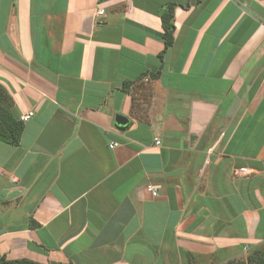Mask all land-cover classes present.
Wrapping results in <instances>:
<instances>
[{
    "label": "crops",
    "instance_id": "0c3cea01",
    "mask_svg": "<svg viewBox=\"0 0 264 264\" xmlns=\"http://www.w3.org/2000/svg\"><path fill=\"white\" fill-rule=\"evenodd\" d=\"M0 85L32 112L0 141V258L220 263L264 241V0H0Z\"/></svg>",
    "mask_w": 264,
    "mask_h": 264
},
{
    "label": "trees",
    "instance_id": "16d2710c",
    "mask_svg": "<svg viewBox=\"0 0 264 264\" xmlns=\"http://www.w3.org/2000/svg\"><path fill=\"white\" fill-rule=\"evenodd\" d=\"M175 3H169L166 5L165 9L161 12L160 19L163 28V40H164V48L159 53L158 57L162 59V55L165 50L172 44L173 42V31H174V24H173V10H174ZM159 75V70L153 73L152 76L157 77ZM0 89L4 90V88L0 85ZM5 91V90H4ZM7 94V92L5 91ZM9 98V105L7 109L4 110L0 108V141L16 145L19 141V136L23 129V122L16 118L11 110V98L7 94ZM0 264H65V263H39L36 261H32L29 259H13L8 260L4 257L0 258ZM225 264H264V251L262 250H254L253 253L246 256L245 263L241 261H227Z\"/></svg>",
    "mask_w": 264,
    "mask_h": 264
},
{
    "label": "rangeland",
    "instance_id": "374dc122",
    "mask_svg": "<svg viewBox=\"0 0 264 264\" xmlns=\"http://www.w3.org/2000/svg\"><path fill=\"white\" fill-rule=\"evenodd\" d=\"M143 89H144V87H143ZM9 103H10V101H9V98L7 97V94L5 93L4 90L0 89V108L6 110ZM254 250L264 251V241L258 243L257 245H254L253 247L246 248L240 256L229 258L224 262L217 263V261L214 259H213V262H210V257H205V258L197 257L199 259L197 264H215V263L216 264H225L227 261H230V260H233V261L238 260V261L245 263L246 256L253 253Z\"/></svg>",
    "mask_w": 264,
    "mask_h": 264
},
{
    "label": "built area",
    "instance_id": "2783aa9c",
    "mask_svg": "<svg viewBox=\"0 0 264 264\" xmlns=\"http://www.w3.org/2000/svg\"><path fill=\"white\" fill-rule=\"evenodd\" d=\"M95 12H96V14H97L98 16H103V15H104V10H103V7L101 6V4L98 5V7H97V9H96ZM31 114H32V112H28L27 114L21 115V116L19 117V119H20L21 121H24V120H26ZM156 142H158V141H156ZM241 170H245V168H242ZM146 189L151 193V195H153V196H156V195H157V190H156L154 187H152L151 185H147Z\"/></svg>",
    "mask_w": 264,
    "mask_h": 264
},
{
    "label": "water",
    "instance_id": "95a60500",
    "mask_svg": "<svg viewBox=\"0 0 264 264\" xmlns=\"http://www.w3.org/2000/svg\"><path fill=\"white\" fill-rule=\"evenodd\" d=\"M114 120L119 129H124V127L128 124V119L121 114H116Z\"/></svg>",
    "mask_w": 264,
    "mask_h": 264
}]
</instances>
